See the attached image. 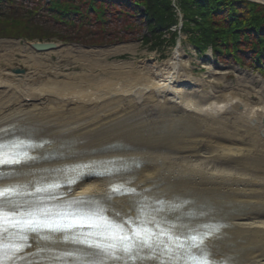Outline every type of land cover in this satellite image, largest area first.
Returning a JSON list of instances; mask_svg holds the SVG:
<instances>
[{"label": "bare ground", "instance_id": "1", "mask_svg": "<svg viewBox=\"0 0 264 264\" xmlns=\"http://www.w3.org/2000/svg\"><path fill=\"white\" fill-rule=\"evenodd\" d=\"M181 42L170 58L139 66L108 63L122 53L117 48L97 62L70 54L87 63L72 74L47 67L43 58L28 57L24 63L33 72L22 77L0 67V140L42 145L30 148L38 157L31 166L4 168L8 177L0 187L27 185L50 169L92 164L93 172L112 175L86 176L71 191L63 189L68 198L100 197L113 184H126L141 195L113 200L121 213L135 215L132 200L146 198L171 221L211 225L215 264H264V82L242 94L218 87L210 66L206 78H196ZM11 58L0 54V63ZM139 112L172 116L185 130L124 124Z\"/></svg>", "mask_w": 264, "mask_h": 264}, {"label": "snow or ice", "instance_id": "2", "mask_svg": "<svg viewBox=\"0 0 264 264\" xmlns=\"http://www.w3.org/2000/svg\"><path fill=\"white\" fill-rule=\"evenodd\" d=\"M35 147L42 145L0 140V168L31 166L38 157L24 149ZM94 167L50 169L38 181L0 188V264H215L209 247L213 229L179 217L171 221L146 198L132 200L135 215L116 210L112 201L117 197L141 195L126 184H113L100 197L68 198L62 189L71 191L86 176L112 175L93 172ZM7 177L0 173V180ZM67 245L78 250H67Z\"/></svg>", "mask_w": 264, "mask_h": 264}, {"label": "trees", "instance_id": "3", "mask_svg": "<svg viewBox=\"0 0 264 264\" xmlns=\"http://www.w3.org/2000/svg\"><path fill=\"white\" fill-rule=\"evenodd\" d=\"M179 6L184 31L192 34L191 42L200 53L212 47L217 61L249 63L264 75L263 5L246 0H179ZM175 15L172 0H0V36L49 41L52 35L41 27L53 26L64 29L58 35L62 41L86 45L96 42L83 37L102 40L100 32L108 34L113 24L129 22L126 27L133 30L139 22L137 30L147 31L144 40L159 41L164 31L177 25ZM109 35L105 39L112 38Z\"/></svg>", "mask_w": 264, "mask_h": 264}, {"label": "rangeland", "instance_id": "4", "mask_svg": "<svg viewBox=\"0 0 264 264\" xmlns=\"http://www.w3.org/2000/svg\"><path fill=\"white\" fill-rule=\"evenodd\" d=\"M173 5H176L174 0H172V7ZM175 18L177 20L179 19L177 15H175ZM127 24L130 23L123 22V26L125 25L124 27L121 26L120 23L113 24L110 27V32L108 33L110 34L109 37H112L109 38V40L105 39L108 35L105 30L100 32V29L97 33H101L99 37L102 36V40L96 39L93 35L87 36L86 38L83 37L86 42H96H90L86 45L77 43V41H62L58 35L63 33L64 29L53 26H43L41 28L48 31L53 38L49 41L40 42H53L58 45L56 49L46 52H37L30 47V44L39 41H27L20 38L15 39L0 36V54H8L12 57L11 61H2L0 63V67L3 69L10 68L15 75L22 77L24 75H30L33 72L32 69L24 63L28 57H32L34 59L43 58L42 61L47 67H52L67 74H72L81 71L79 66L87 63L80 62L79 64V62H77L74 57L72 58L71 55L75 56L77 54H87V56L82 58L83 61L88 62L89 60H94L93 62H97L95 59L103 60L101 59L103 57V53L116 50L117 48H121L123 50L122 53L109 57L107 59L108 63L130 61L136 66H139L142 62H162L170 58L176 48L177 41L181 39V44L186 49L188 56L192 58L193 76L196 78H206L208 72V69L206 68L207 66H210L212 67L214 74H216L214 78L216 79V85L218 87L223 88L225 86H232L236 90L241 89L242 94L243 90L244 92H249L254 89H259L261 81L264 82V75L254 70L249 63L245 65L241 63V65L232 60L219 62L216 60L214 54L210 52L212 47H209L208 49L206 48L205 52L200 53L196 49L194 43L191 42L192 34L186 30L184 31V21L181 22L183 25L181 33L175 30V26H172L170 29L163 32L159 41L156 38L155 41L144 40L147 31L143 30L139 32L137 30V26L140 25L139 22H135L136 25L133 30L132 27L127 28ZM177 24H179L178 21ZM131 26L133 25L131 24ZM190 26L191 28L193 27V25ZM106 40L108 41L104 42ZM17 70L23 72H17ZM134 115L135 117L131 119L130 122H128V117H125L123 121L126 126L144 125L149 128L163 129L164 132L176 131L181 133L185 130V127L177 122L178 119L173 118L172 116H160L156 119L148 117L142 112Z\"/></svg>", "mask_w": 264, "mask_h": 264}, {"label": "water", "instance_id": "5", "mask_svg": "<svg viewBox=\"0 0 264 264\" xmlns=\"http://www.w3.org/2000/svg\"><path fill=\"white\" fill-rule=\"evenodd\" d=\"M31 48L37 52H46V51H50L52 49H56L58 47V45L56 43L53 42H35L32 43ZM18 72H23V71H19Z\"/></svg>", "mask_w": 264, "mask_h": 264}]
</instances>
